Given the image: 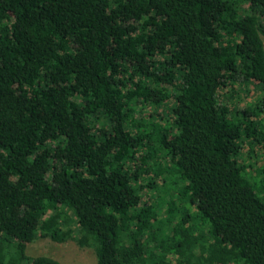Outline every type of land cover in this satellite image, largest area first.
Listing matches in <instances>:
<instances>
[{"label": "trees", "instance_id": "16d2710c", "mask_svg": "<svg viewBox=\"0 0 264 264\" xmlns=\"http://www.w3.org/2000/svg\"><path fill=\"white\" fill-rule=\"evenodd\" d=\"M262 37L264 0H0V264H264Z\"/></svg>", "mask_w": 264, "mask_h": 264}, {"label": "rangeland", "instance_id": "374dc122", "mask_svg": "<svg viewBox=\"0 0 264 264\" xmlns=\"http://www.w3.org/2000/svg\"><path fill=\"white\" fill-rule=\"evenodd\" d=\"M264 46V37H262ZM234 90V91H233ZM232 91V92H231ZM259 87L255 84L245 85L238 83L237 88L224 87L219 93V98L226 105H235L237 107H244L250 104L258 95ZM139 106V105H138ZM138 108V107H137ZM143 112H152L147 106H139L138 109ZM163 108V107H162ZM136 110V106H135ZM158 108L156 113H158ZM165 118H171L170 115L164 113ZM264 116V113L262 114ZM246 148L242 151L241 159H246ZM25 253L28 256L46 255L50 256L62 264H96V256L94 250L90 247H80L74 240H67L65 242H54L48 238H36L26 245Z\"/></svg>", "mask_w": 264, "mask_h": 264}]
</instances>
